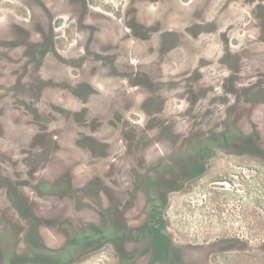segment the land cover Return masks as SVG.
I'll list each match as a JSON object with an SVG mask.
<instances>
[{"label": "flooded vegetation", "instance_id": "af4514ba", "mask_svg": "<svg viewBox=\"0 0 264 264\" xmlns=\"http://www.w3.org/2000/svg\"><path fill=\"white\" fill-rule=\"evenodd\" d=\"M241 1L251 7L252 13L238 10L229 16L224 26L219 24L221 21L215 24L216 19H196L175 30L167 26L160 29L158 24H140L146 31L139 39L150 43V47L143 50L146 57L139 64L140 68L136 61L118 54L120 51L115 50L111 42H97L99 24L94 26L91 36L93 45L75 54H61L45 39L35 42L29 27L16 24L11 37H0V142L13 131L19 132L24 142L20 146L21 157L0 152V190L5 192L11 211L23 218L25 225L40 230L42 225L52 227L62 221L67 227L62 234L65 242L60 247L53 249L39 244L37 246L43 247L41 255L19 253L13 256L15 262H76L89 252L87 244L92 245V241L81 242L78 238L83 232L96 229L93 221L98 217L112 221L119 215L127 218L143 213L150 220H159L163 204L176 192L173 188L177 179L173 175L178 173L182 180L189 181L199 172L200 158L216 146L206 143L210 138L205 137L202 130L190 142L195 124L207 126L221 110L225 113L224 123L232 113L233 118H240L237 107L246 101L250 102V107L264 104V58L260 63L245 65L244 52L248 47L236 48L231 42L241 27H252L251 21L247 23L251 14L264 29V0ZM223 3L234 5L236 2L224 0ZM42 6L46 7L45 0ZM84 17L82 14L80 18ZM148 27L155 32L148 31ZM260 39L264 44V33ZM212 42L220 46L219 56L204 57V51ZM19 47L24 50L21 54ZM95 47L104 50H95ZM107 49L110 50L105 51ZM179 52L183 57L180 65L176 64L179 61L169 63L172 70H168L165 67L168 58ZM220 64L223 72L218 74L217 81L221 83L217 86L207 73L209 75L208 70ZM113 67L118 70L117 75L112 72ZM178 68L186 74V80L173 78L172 72L178 73ZM104 69L109 77L104 86L119 84L117 89L120 87L126 92L123 107L116 104L115 93L102 94L95 85L83 80ZM70 71L79 77L78 82L68 81ZM93 71L90 76L85 74ZM180 85L187 91L182 116L192 128L186 132L181 129L182 119L168 114L171 98L176 99ZM134 87L142 89L145 95L135 100L130 96ZM65 89L73 91L74 107L50 95ZM168 92L175 94L172 97ZM230 106H237L236 110L229 113ZM137 112L143 115L141 122L130 118L137 117ZM104 130L106 137L101 136ZM164 133L167 139L162 136ZM250 134L254 140L258 136L255 131ZM13 141L17 143L15 137ZM219 147L228 145L219 144ZM65 149L83 154L93 162H109V175L91 176L83 185H76L70 168L64 167L58 174L51 175L48 169ZM6 160L13 171L20 166L23 170L11 176ZM74 165L79 163L74 161ZM19 178L25 181L18 182ZM50 199L70 201L72 213L80 215L84 221L44 218L39 209ZM13 225L18 231L23 229L19 224ZM129 230H133L131 226Z\"/></svg>", "mask_w": 264, "mask_h": 264}, {"label": "rangeland", "instance_id": "374dc122", "mask_svg": "<svg viewBox=\"0 0 264 264\" xmlns=\"http://www.w3.org/2000/svg\"><path fill=\"white\" fill-rule=\"evenodd\" d=\"M233 1L236 2L234 5L223 3L224 0H82L77 3L76 0H45V7L42 0H0V37H11L16 24L26 29L29 27L35 42L45 39L55 51L75 54L93 45L90 43L93 41L91 36L94 35V26L99 24L97 42H111L115 50L120 51L118 54L136 61V66L140 68L139 64L146 57L143 50L150 47V43L139 39L146 31L140 24H158L160 29L167 26L175 30V27L190 24L196 19H216L215 24L221 21L219 24L224 26L229 16L238 10L252 13L246 2ZM47 8L50 12H47ZM82 14L83 17L85 14L87 16L80 18ZM256 20L251 14L247 23L251 21L252 27H241L231 40L233 47H248L244 52L245 65L260 63L264 58V44L260 39L264 29ZM147 30L155 32L154 28L148 27ZM42 31L44 33L41 35ZM22 48L19 47V54L23 53ZM219 49L220 46H214L212 42L203 56H219ZM95 50L103 51L104 48L95 47ZM173 57L168 58L165 66L168 70H172L169 63L179 61L176 64L180 65L183 59L181 52L173 54ZM180 68L178 73L175 70L170 72L173 78L186 80V74ZM222 68V64L216 65L208 70L209 75L207 73L217 86L221 83L217 78L223 72ZM102 71L96 76L93 74L90 77L94 76L93 79L83 80L95 85L102 94L115 93L116 104L123 107L122 99L126 92H122L120 87L117 89L119 84L104 86L109 77L107 70ZM112 72L116 75L119 73L115 67ZM92 73L94 71L85 72L88 76ZM67 79L78 82L79 77L70 71ZM184 89L186 87L180 85L176 99L171 98L168 114L182 119L181 129L186 132L192 128L182 116L187 94ZM72 94L73 91L69 89L50 93L53 99H60L59 102L74 107L76 103ZM168 94L172 96L175 93ZM143 95L145 92L136 87L130 91V96L135 100ZM236 107L230 106L229 113L234 112ZM237 109L240 118H233L232 113L224 123L225 113L221 110L222 113L212 117L207 126L195 124L190 142L202 130L205 137L210 138L206 143L216 146H212L208 155L200 158L199 172L192 175L189 181L182 180L178 173L173 175L177 179L173 188L176 192L163 204L159 220H150L143 213L127 218L119 215L112 221L98 217L93 221L96 229L87 230L78 238L81 242L92 241V245L87 244L89 252L76 262L68 260L66 264H264V104L250 107V102L246 101ZM136 116H130L131 120H143L142 113L137 112ZM252 131L258 133L255 140L250 134ZM102 132L101 136L106 137V131ZM10 133L7 139L0 142V152L7 156H20V146L24 142L19 132ZM162 136L168 138L165 133ZM14 137L17 143L13 141ZM219 144L228 147L220 148ZM74 161L79 165H74ZM109 164L93 162L83 154L65 149L48 171L54 175L64 167L70 168L76 185H83L91 176L109 175ZM5 165L11 176H17L23 170L20 166L16 172L13 171L8 167L11 163L7 160ZM24 181L25 178L18 179V182ZM4 193L0 190V264H18L13 258L16 254L29 252L30 256H38L43 252L42 246L57 249L65 242L62 234L67 227L62 221H57L58 225H42L40 230H35L11 211ZM71 207L72 203L68 200L50 199L39 209V214L46 219L61 220L67 217L74 222L84 221L83 217L72 213ZM13 223L21 225L23 229L18 231ZM129 226L133 230L130 231ZM39 244L42 246H37ZM30 249H34L33 252Z\"/></svg>", "mask_w": 264, "mask_h": 264}]
</instances>
